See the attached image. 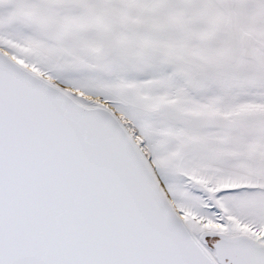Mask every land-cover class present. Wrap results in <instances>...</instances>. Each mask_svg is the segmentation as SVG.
<instances>
[{"label":"snow or ice","instance_id":"snow-or-ice-1","mask_svg":"<svg viewBox=\"0 0 264 264\" xmlns=\"http://www.w3.org/2000/svg\"><path fill=\"white\" fill-rule=\"evenodd\" d=\"M0 264H264V0H0Z\"/></svg>","mask_w":264,"mask_h":264}]
</instances>
